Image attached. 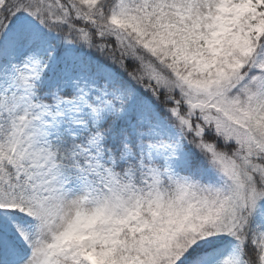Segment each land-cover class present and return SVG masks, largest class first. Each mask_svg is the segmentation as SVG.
Returning <instances> with one entry per match:
<instances>
[{
    "label": "snow or ice",
    "instance_id": "6c2138e0",
    "mask_svg": "<svg viewBox=\"0 0 264 264\" xmlns=\"http://www.w3.org/2000/svg\"><path fill=\"white\" fill-rule=\"evenodd\" d=\"M0 264H264V0H0Z\"/></svg>",
    "mask_w": 264,
    "mask_h": 264
}]
</instances>
